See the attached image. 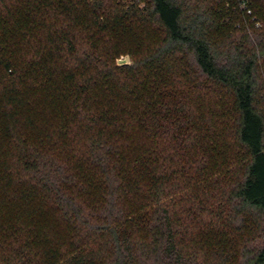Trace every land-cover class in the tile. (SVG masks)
<instances>
[{"label": "trees", "instance_id": "obj_1", "mask_svg": "<svg viewBox=\"0 0 264 264\" xmlns=\"http://www.w3.org/2000/svg\"><path fill=\"white\" fill-rule=\"evenodd\" d=\"M240 1L0 0V264H264V0ZM180 72L233 98L223 197L198 193L212 174L180 193L208 146L122 143L132 122L201 137Z\"/></svg>", "mask_w": 264, "mask_h": 264}, {"label": "rangeland", "instance_id": "obj_2", "mask_svg": "<svg viewBox=\"0 0 264 264\" xmlns=\"http://www.w3.org/2000/svg\"><path fill=\"white\" fill-rule=\"evenodd\" d=\"M30 50H32V48ZM132 62V54L129 52L121 53L117 57L118 64H130ZM183 73L184 72H180V75H176L178 80H180L181 76L182 79L187 78L191 83L189 86H184L180 81L179 85L185 91L184 95H189L196 106L195 113L198 115H195L197 121L196 130L201 131V137L186 140L180 133L185 129L188 131L189 128L180 124L168 122L165 125V130L167 132L162 134L154 142L155 136H153V126L138 125L132 122L128 125L125 131L122 143L125 145L126 149L131 152L150 148L156 142H162V144H165L167 150H171L172 147L177 144L181 145L184 142H200L199 144H196V146H208L205 147L206 150H204V153L198 158L200 161L205 158L206 161L204 164L200 165L194 160V157H191L192 160H190L187 165H183L181 171L179 170L178 177L182 180V191L180 190V193L191 191L194 187L192 180L197 176L201 177V175L212 174L211 186H207L206 189L201 188L198 193L201 195L206 190L211 191L214 189L216 191L213 193L214 195L223 197L221 195L224 194L225 191H229L230 187L233 186L236 179L241 177L244 171L242 161L245 155L242 150H239L233 133L234 120L237 114L234 108L233 98L226 90L222 89L215 83L205 81L206 83L204 82L203 84L199 82V79L202 78L194 74H191L188 77L187 74ZM67 154L68 153H66V155L61 154V157L63 159L67 158ZM69 160L74 161L71 157ZM219 187L222 188L220 189ZM172 190L177 191L178 188H172ZM195 190L196 188H194V191ZM0 208L8 215H11L13 212L9 207L6 208L3 205H0ZM55 222H57V219L55 215L52 214L47 220L48 228ZM26 223L27 222H25V224ZM28 232L29 230L24 227L22 235L26 236ZM31 237L37 238V235L33 233Z\"/></svg>", "mask_w": 264, "mask_h": 264}, {"label": "built area", "instance_id": "obj_3", "mask_svg": "<svg viewBox=\"0 0 264 264\" xmlns=\"http://www.w3.org/2000/svg\"><path fill=\"white\" fill-rule=\"evenodd\" d=\"M240 3H241V5H242V7L243 8H245L246 7V2L243 0V1H240ZM247 8V7H246ZM247 13L248 14H252V9H247ZM253 19H255L256 17L254 16V17H252ZM261 23L260 22H257V25H260Z\"/></svg>", "mask_w": 264, "mask_h": 264}]
</instances>
